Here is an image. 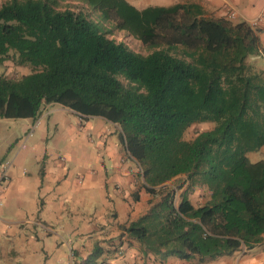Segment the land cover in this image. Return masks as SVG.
<instances>
[{
	"label": "trees",
	"instance_id": "trees-1",
	"mask_svg": "<svg viewBox=\"0 0 264 264\" xmlns=\"http://www.w3.org/2000/svg\"><path fill=\"white\" fill-rule=\"evenodd\" d=\"M117 32L152 51L135 52ZM259 33L196 3L7 0L0 64L33 71L0 77V119L35 120L56 103L118 124L151 196L149 211L123 227L145 254L204 263L252 250L264 244V159L248 157L264 148V70L248 62L264 58ZM197 123L214 127L185 140ZM197 187L210 198L195 207ZM102 255L97 247L81 264Z\"/></svg>",
	"mask_w": 264,
	"mask_h": 264
},
{
	"label": "crops",
	"instance_id": "crops-1",
	"mask_svg": "<svg viewBox=\"0 0 264 264\" xmlns=\"http://www.w3.org/2000/svg\"><path fill=\"white\" fill-rule=\"evenodd\" d=\"M127 1L140 10L199 4L207 16L252 25L264 50V0ZM121 132L103 116L56 103L35 120L0 119V176L11 163L0 206V264H81L97 247L98 264H264V244L204 263L145 254L123 231L149 211L151 196Z\"/></svg>",
	"mask_w": 264,
	"mask_h": 264
},
{
	"label": "rangeland",
	"instance_id": "rangeland-1",
	"mask_svg": "<svg viewBox=\"0 0 264 264\" xmlns=\"http://www.w3.org/2000/svg\"><path fill=\"white\" fill-rule=\"evenodd\" d=\"M7 0H0V7ZM118 42H124L132 50L137 53L147 55L152 51L149 46L144 45L140 40L127 34L126 32H117L113 36ZM249 64L255 66L259 70H264V58L263 57H251L248 59ZM33 70L30 66L17 65L12 59L7 60L3 64H0V77L8 78H20L26 74L31 73ZM212 123H197L191 126L184 135L185 140H193L199 133L213 129ZM248 157L252 162H258L264 159V148L257 152L249 153ZM181 192H179L180 194ZM210 198V194L205 188L197 187L190 195L191 203L198 207L205 204ZM179 202V199H178Z\"/></svg>",
	"mask_w": 264,
	"mask_h": 264
},
{
	"label": "built area",
	"instance_id": "built-area-1",
	"mask_svg": "<svg viewBox=\"0 0 264 264\" xmlns=\"http://www.w3.org/2000/svg\"><path fill=\"white\" fill-rule=\"evenodd\" d=\"M264 17V14L261 16V18L259 19V21H262V18ZM11 167V163L10 162H6L3 166H2V171H1V176H0V206L3 205V194L5 193L7 186L9 184V179H10V175H9V170ZM119 255H121V251H119ZM71 264H73V261L71 262Z\"/></svg>",
	"mask_w": 264,
	"mask_h": 264
}]
</instances>
